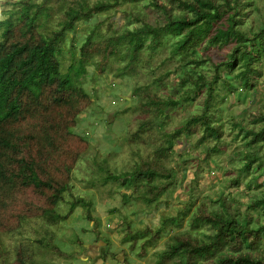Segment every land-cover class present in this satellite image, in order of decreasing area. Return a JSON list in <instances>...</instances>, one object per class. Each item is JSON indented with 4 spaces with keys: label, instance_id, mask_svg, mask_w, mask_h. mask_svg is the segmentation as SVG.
Instances as JSON below:
<instances>
[{
    "label": "trees",
    "instance_id": "16d2710c",
    "mask_svg": "<svg viewBox=\"0 0 264 264\" xmlns=\"http://www.w3.org/2000/svg\"><path fill=\"white\" fill-rule=\"evenodd\" d=\"M138 2L141 0L9 2L17 7L7 9L8 16L0 20V228L11 231L19 225L18 220L11 222L2 208L8 207V202L28 187L49 204L41 209L45 228L35 239L38 246L58 247L52 228L66 221L68 213L76 206H85L87 219L94 222L92 203L81 196L72 194L68 211L60 213L56 206L64 201L63 192L68 190V182L54 177L43 167V162L31 154L25 157L34 144L39 157L51 158L54 149L60 147L59 139L63 140L71 132L70 128L83 110L84 100L86 103L91 101L80 82L88 64L96 65L102 72L106 60L115 57L121 66L112 72L111 88L115 81L137 74L139 54L145 47L153 52L167 37L174 40L169 53V57L178 59L172 70L174 91L166 99H160L152 92V82L163 78V74H170V70L150 83L133 87L131 93L139 94L137 100L143 104L137 117L142 116L135 120L137 128L130 127L121 134L118 142L121 148L124 143L144 141V132L164 125L170 109L192 102L201 95L200 110L189 112L171 132L162 130L154 134L155 145L159 148L150 149L129 170L115 174L114 170L105 168L117 153L114 150L101 159L93 158L96 167L107 173L104 181L132 186L134 192L128 197L153 209L160 196L175 184L177 168L168 165L174 141L183 134H193V127L199 125L202 129L199 143L215 141L207 143L208 158L212 152L221 150L218 144L224 131L214 118L228 95L237 97V101L246 106L251 92L260 89L264 96V86L259 80L264 75V0H149V5L158 9L157 17L150 21L141 10H122L124 17L131 19L121 29L113 26L111 15H105L101 21H95L79 47V55L75 54L74 48L70 50L72 61L65 71L62 70L65 37L79 21L95 20L111 10L117 11L120 4ZM52 11L59 17L55 25L49 27ZM245 18L250 21L247 30L242 27ZM104 22L107 25L101 33L99 26ZM95 33L99 40L92 47L91 38ZM211 48L222 58H214L208 52ZM96 55L101 59L95 61ZM221 89L225 93H221ZM28 117L35 121L27 122V128L19 127V123ZM105 123L110 124L106 117ZM229 126L233 138L242 142L228 155L227 171L231 174L227 175L224 185L244 187L247 204L243 208V196L234 198L230 192L222 193L210 203L201 200L188 220L190 228L181 229L182 217L195 203L189 193L187 201L174 213L162 216L154 228L134 229L128 220L123 238L131 242V249L140 240L139 256L144 253L142 249L146 251V245L153 244L173 226L164 248L155 252L158 256L155 264H264V247L261 245L264 240V180L261 184L257 181L264 173V99L245 114L231 116ZM159 134L162 139L166 137L163 140L168 144L165 149L156 141ZM251 169L258 172L243 181V176ZM97 225L98 222L94 223L93 233L96 232V238L106 244L107 253L111 242ZM199 225H206L213 232L201 237L194 230ZM13 250V264L35 263V254L30 247L20 243L13 246ZM123 254L119 263L130 264L126 251ZM110 256L115 255L110 253Z\"/></svg>",
    "mask_w": 264,
    "mask_h": 264
},
{
    "label": "rangeland",
    "instance_id": "374dc122",
    "mask_svg": "<svg viewBox=\"0 0 264 264\" xmlns=\"http://www.w3.org/2000/svg\"><path fill=\"white\" fill-rule=\"evenodd\" d=\"M13 1L0 0V20L8 16L7 9L17 7L9 3ZM52 5H54L53 2ZM128 9L141 10L150 17V21H153V17L158 15V9L149 5V0H141L138 3L120 4L117 11L111 10L96 17L95 20L79 21L75 29L67 33L65 37L64 53L61 58L62 70L65 71L72 61L71 49L74 48L75 54L79 55V47L86 39L95 21H101L105 15H111L110 20L113 21V26L121 29L126 21L131 19V17L125 18L123 15L122 10ZM58 17L59 15L52 11L48 19L49 27L55 25ZM106 25L107 22L102 23L99 26V32L104 33ZM249 25V19L245 18L242 27L247 30ZM98 40L97 33L93 34V38H91L92 47L96 46ZM173 41L172 37H167L163 44L153 52L145 47L139 54L137 74L115 81L111 88L110 83L114 80L112 79V72L114 68L121 66L115 57L106 60L102 72L94 64L86 66L87 71L81 77L80 82L91 101L88 100L90 103H86L84 100L85 103L83 102L81 106L83 110L78 114L76 123L70 128L71 132L65 135L63 140L59 139L60 147L54 149L51 158L39 157L36 153L37 147L34 144L31 145V150L25 154V157L28 158L31 154L36 160L43 162V167L48 168L54 177L65 179L68 182L69 188L63 192L64 201L56 206L60 213L64 214L68 211L70 201L73 200L72 194L81 196L92 203L90 209L95 218L94 222L87 219L85 206H76L71 213H68L69 217L66 221H62L52 228L55 234L54 243L58 247L51 249L40 247L35 242V239L42 235L45 228L40 213L42 212L41 209L49 206V204L32 187L24 188L13 201L8 202V207L5 208L4 205L2 208L4 209L3 213L11 218V222L18 220L19 225L11 231L0 228V250L3 251L0 253V264L14 263L13 246L20 243L30 247L33 251L35 254L34 264H115L118 260L120 262L123 260L124 251L127 253L130 264H155L158 259L155 252L164 248L173 226L168 231L163 232L153 244L146 245V251L142 249L144 253L139 256L137 252L141 251L140 240L135 248L131 249V242L123 238L127 227L126 221L129 220L134 229L145 226L154 228L159 225L162 216L174 213L177 208L182 206L187 201L186 196L190 193L195 203L182 217L180 227L181 229H189L188 220L201 200L210 203V200L218 198L222 193L227 194L229 192L232 197L240 198L244 192H247L244 187L232 188L224 185L227 175L231 174L227 171L228 155L242 142L239 138H233L229 123L231 116L238 117L243 113L245 114V111L254 109L261 99H264L260 89L254 93L251 92L250 98L247 99V106L237 101V97L232 94L228 95L226 100L221 103L220 111L214 118L215 122L221 123L224 131L218 144L221 149L219 152H212L210 157H206V153H208L207 143L213 144L215 141L199 143L202 135V129L199 125L193 127V134L188 136L183 134L174 141V149L170 151L171 159L168 165L177 168L175 184L160 196L161 199L155 209L141 205V202L133 197L129 198V194L134 192L132 186L123 187L117 181H104L107 175L105 169L99 170L93 162V158L101 159L103 155H108L114 150L117 153L109 159L105 168L114 170L115 174L121 170H129L135 162L144 158L150 149L159 148L155 145L154 134H158L162 130L171 132L189 112L200 110L201 95H198L192 102H186L170 109L168 111L169 118L164 125L156 126L152 131L144 132V141L124 143L122 148L118 146L121 134L126 133L130 127L136 126L134 129L137 128L138 125L135 120L142 116L137 117L139 112H142L143 104L137 100L139 94L131 93L133 87L150 83L164 71L170 70V74H163V78L157 82H152V92L158 95L160 99H166L174 91V72L172 70L178 59L176 56L169 57ZM209 51L214 58H222V55L214 49L211 48ZM99 59L101 56L96 55L94 60ZM259 80L260 85L264 86V75ZM220 92L225 93L223 89ZM144 101L145 99L142 100V102ZM105 117L110 121L109 125L105 123ZM32 120L28 117L26 121L19 123V127L25 128L27 122L30 124ZM164 139L166 137L162 139V134H159L156 140L157 143H161L162 149L168 146L164 143ZM179 154L182 157H179ZM184 160L186 162L181 163ZM257 172V170L251 169L248 174L243 176L242 180H248L253 173ZM40 176L44 178L41 174ZM263 180L264 173L258 176V184H261ZM243 200L242 207L244 208L248 199L243 196ZM96 222H98L97 229L103 235H107L111 242L107 253H105L106 244L96 238V232L93 233ZM194 230L201 237L204 233L213 232L206 225L195 226ZM261 245L264 247V240ZM110 253L115 256L112 258ZM119 261L118 264H121Z\"/></svg>",
    "mask_w": 264,
    "mask_h": 264
}]
</instances>
